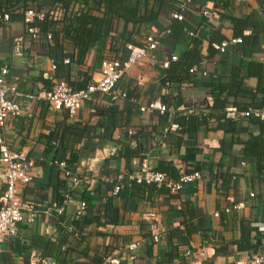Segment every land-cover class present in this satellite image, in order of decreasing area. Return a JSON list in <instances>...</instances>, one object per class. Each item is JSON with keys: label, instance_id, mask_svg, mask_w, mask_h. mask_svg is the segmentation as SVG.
Wrapping results in <instances>:
<instances>
[{"label": "crops", "instance_id": "crops-1", "mask_svg": "<svg viewBox=\"0 0 264 264\" xmlns=\"http://www.w3.org/2000/svg\"><path fill=\"white\" fill-rule=\"evenodd\" d=\"M125 2L146 16L157 13L156 19L138 24L114 20L104 43L95 44L81 64L68 37H61L57 47L53 37L28 41L21 57L12 56V39L25 34L19 9L8 23H0V71L7 69L5 84L18 93L7 98L29 109V114L6 120V139L12 150L25 152L36 163L21 198L37 211L32 223L20 224L17 238L0 245V264H107V257L117 264H236L252 254L236 249L241 222L249 224L254 244L255 235L264 231V171L246 152L259 128L249 119L236 125L223 120L229 105L241 110L264 105V79L250 75L253 69L264 75V0H193L180 22L172 18L180 0ZM26 5L50 12L44 3ZM92 14L101 16L99 11ZM52 28L60 32L62 25ZM147 35L157 37L159 45L153 60L144 59L118 82L127 99L111 102L95 95L74 117L27 99L50 90L59 79L83 88L98 78L102 59H125V45L139 46ZM240 37V43H230ZM222 42H227L223 52L216 48ZM195 43L200 59L190 74L186 71ZM66 58L69 63L63 64ZM157 99L166 112L139 111ZM208 104L214 108L207 109ZM73 154L79 159L72 174L83 184L59 217L48 208L63 198L69 180L53 162ZM144 157L169 179L194 171L201 179L177 194L149 187L136 191L125 181L120 194L113 195L116 176L136 174ZM4 190L0 169V197ZM80 200L88 201L99 224L74 227ZM234 206L238 208L224 212ZM150 214L156 222L145 219ZM153 223L158 242L153 241ZM70 227L79 237L69 233ZM258 239L264 249V235ZM133 242L139 246L131 253L127 246ZM190 250L194 254L186 256Z\"/></svg>", "mask_w": 264, "mask_h": 264}, {"label": "built area", "instance_id": "built-area-1", "mask_svg": "<svg viewBox=\"0 0 264 264\" xmlns=\"http://www.w3.org/2000/svg\"><path fill=\"white\" fill-rule=\"evenodd\" d=\"M236 2H243L246 0H232ZM193 0H180L178 3V10L172 15L176 21H182L187 13ZM207 14V13H205ZM59 9L50 14V19L54 20L61 17ZM45 13L42 11H35L34 9H27L22 13V19L25 23V34L14 37L11 41L10 52L14 57H21L24 54L28 41L33 43L38 42L41 37L50 41L52 35L50 33H43L39 27L34 26L36 20H43ZM11 16L7 12L0 13V23H8ZM170 31L168 30L167 33ZM112 35V33H110ZM241 38L230 40L231 44H238ZM159 45V39L153 35H147L143 38L142 44L137 46L131 43L125 45L127 50V57L123 60L102 59L99 65L98 78L90 80L80 89H75L65 80H55L50 90H43L36 95H28L29 101H40L44 103L49 109L54 112L66 111L70 117H74L80 107L87 101H91L95 95L106 97L109 101L115 102L118 100H125L128 95L125 91L119 90L117 84L120 79L125 76L131 68L140 64L144 59L150 58L153 60L152 53ZM227 46V42H222L217 45V49L221 52ZM171 60L175 61L174 58ZM69 59L66 58L63 64H68ZM57 68L56 63L50 61L51 71ZM7 69L3 68L0 71V169L1 177L5 185L4 193L0 197V245L9 242L11 239L17 238L20 224L23 222L32 223L37 211L33 203L25 201L21 198V191L33 180V170L36 166L35 161L28 157L25 152L12 150L6 139L5 122L9 117L16 118L23 113L29 114V109L20 106L17 102L11 101L7 98V94L18 95L15 87H7L5 84V76ZM194 72V68L191 69ZM132 102H137L131 99ZM209 107L212 104H208ZM168 108L163 105L159 99L151 103L140 106L139 111L164 113ZM250 116L264 121V106L261 108H249L241 110L236 106L229 105L224 108L225 119L238 121L247 119ZM131 135V131H127ZM264 138V135H263ZM61 171L64 178L69 180L68 188L65 191L63 198L50 205L48 212H53L57 216H63L67 206L72 200V193L83 184L81 178L72 174L66 167L64 161L53 162ZM201 179V174L195 171L191 174H181L177 180H172L163 172L154 171L150 166V161L147 157L140 160L138 164V172L136 174L119 173L116 176L115 184L112 188V194L118 195L123 188L124 182L128 184L135 182L137 184L154 185L157 189H166L170 194H177L184 189L185 186L192 184ZM254 194L251 193L250 197ZM238 206L227 208L225 213H230L232 209H237ZM87 204L84 200H80L76 208V217H82L86 212ZM214 217H219L218 213H214ZM153 215H146V220H152ZM263 228V227H260ZM69 233L73 237H79V231L73 227L69 228ZM153 241L158 242L159 232L156 224H152ZM139 246L138 242H133L127 246L129 252L134 253ZM192 250L187 251L186 256L193 255ZM130 259H133L132 257ZM107 264H117L114 258L107 257L105 259ZM236 264H264V254L254 253L250 254L246 260L238 261Z\"/></svg>", "mask_w": 264, "mask_h": 264}, {"label": "trees", "instance_id": "trees-1", "mask_svg": "<svg viewBox=\"0 0 264 264\" xmlns=\"http://www.w3.org/2000/svg\"><path fill=\"white\" fill-rule=\"evenodd\" d=\"M27 2H40L47 4L50 7V12L45 13V18L40 21L36 20L33 25L39 27L43 33L51 31L55 47L59 46L61 37L71 38L73 46L76 49V62L78 64L83 62V59L95 44L101 46L104 43V40L108 35V30L111 28L112 22L114 20L123 21L125 24H138L146 21H153L157 17V13H150L147 15L148 17L144 14H141V11L137 6L128 5L125 0H0V13H2L3 10L13 17L15 10L19 9L18 13L22 18V13L29 8L26 5ZM19 3H22L21 7H18ZM76 4H82V8L75 9ZM41 9L42 7L39 5L34 8L35 11H41ZM55 9H59L62 15L60 18L58 16L57 19L52 20L50 19V14L55 12ZM93 11H99L101 16L98 17L93 15ZM56 24L62 25L60 32L53 30L52 27ZM241 29L242 28H239L238 32H240ZM198 45V43L194 44V50L188 63L186 72L190 74L191 69L200 59L199 52H197ZM253 70L250 71V75H255L259 79H264V75H262L260 71H255V69ZM263 106L264 105H260L256 108H261ZM213 108V104L211 107H207L209 110H212ZM247 119L258 126L259 134L256 138H254V141L251 144L247 145L248 147L246 152L248 156H254L257 159L259 171H264V121L252 116ZM223 120L231 125H236L240 121L225 119L224 111ZM78 159L79 157L73 154L69 159L64 160L69 171L75 172V164L78 162ZM130 185L132 189L136 191H142L143 187H149V189L151 188L150 190L152 191L154 188H156L154 185H147L144 183L137 184L132 182ZM87 202L88 201H86L87 209L84 215L82 217L75 216L76 218L73 221V225L77 229H81L83 226L91 223H100L98 216H93L90 214V209H88L89 205ZM260 234L264 235V231H261ZM260 234L257 233V236L255 235L257 243H252L254 237H251V229L249 224L242 221L240 224V237L236 241V249L238 251H249L252 254L259 252L264 254V249L261 247L260 240L258 239V235ZM172 259L173 255L168 254L166 256L167 261H171ZM99 263H101V261Z\"/></svg>", "mask_w": 264, "mask_h": 264}]
</instances>
